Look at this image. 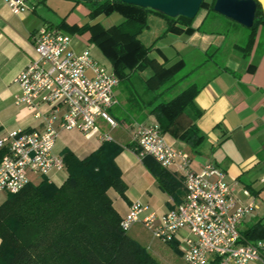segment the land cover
<instances>
[{
	"label": "crops",
	"instance_id": "obj_1",
	"mask_svg": "<svg viewBox=\"0 0 264 264\" xmlns=\"http://www.w3.org/2000/svg\"><path fill=\"white\" fill-rule=\"evenodd\" d=\"M50 1L29 0V10L14 13L6 0H0V133L17 128H43L35 113L15 104L14 95L19 92L20 87L14 79L35 54L34 35L37 30L43 25L59 28L58 25L63 21L54 23L49 19L53 18L52 11L58 2ZM72 8L66 15L68 24L81 26L93 20L90 16L89 4L78 3ZM150 15H153L154 21L166 30L168 21L165 17L157 13ZM99 19L101 18L98 17L94 21ZM203 19L194 21L193 26L198 28ZM216 19V23L219 24L221 20ZM121 21L122 18L118 17L116 24ZM232 21L234 22H231V28L228 27L227 30L232 33L230 37L226 32L218 30L200 29L189 34L182 25L180 31L173 30L166 33L176 36L172 39L180 45L179 56L182 52L188 55L197 49L202 52L201 54H208L214 47L216 56L221 54V59L212 60L209 63L212 65L210 70L205 72L199 70L197 80L192 82L200 87L196 95V105L201 110V114L196 116L195 113L194 119L205 134V141L199 152H194L186 142L170 133L164 134L168 141L191 154L192 167L195 170H201L207 163L224 170L240 202L246 203L250 199L245 194L244 188L251 191L257 207L241 225L242 240H245V233L253 226L258 223L264 226V24H259L252 35L251 27H246L233 19ZM162 44L167 45L161 42L151 52V56L166 66L181 62L180 71L186 65L185 58L181 55L172 62L173 58L167 55ZM73 46L77 51H82L91 44L76 39L73 41ZM92 53L100 63L108 68H114L102 52L92 49ZM121 85L122 81L116 89L120 103L116 110H113L114 106L112 110L110 109L112 115L120 121H139V118H143L139 122L156 123V117L150 113L151 107L146 105L153 95H148L141 82L136 83V89L141 95H145L143 103H139L134 90L132 88L127 91L120 90ZM172 91L165 93V99H168V94ZM98 121L102 127V134H110L112 140H103L100 134L88 137L79 129H62L54 151L63 155L68 149L78 157L84 158L97 150L105 141L115 140L121 144L123 148L117 155L116 161L122 171L126 191L122 195L114 188L109 190L113 205L121 218L129 212L135 201L147 204L152 211L161 214L172 207L174 201L177 202L176 198L180 201L183 199L186 191L182 176L166 169L173 178L171 185L174 186L172 188L174 195L161 188L155 173L130 146L133 143V130L112 128L103 118H99ZM44 177L60 186L67 179L68 173L66 170H54L50 176L32 174V179L37 180L35 183H39ZM2 202L0 200V203ZM127 232L147 247L162 264H187L181 251H176L171 243L155 237L142 221L135 222ZM260 233L264 234V231ZM259 239L264 238L250 241ZM248 264H264V262L251 260Z\"/></svg>",
	"mask_w": 264,
	"mask_h": 264
},
{
	"label": "built area",
	"instance_id": "obj_2",
	"mask_svg": "<svg viewBox=\"0 0 264 264\" xmlns=\"http://www.w3.org/2000/svg\"><path fill=\"white\" fill-rule=\"evenodd\" d=\"M6 1L14 13L30 9L29 0ZM73 41L72 35L51 25L41 26L34 35L35 54L14 79L20 87L14 102L35 113L43 128L0 133V193L22 191L34 182L33 173L50 176L54 170H66L63 155L54 151L62 129L112 140L102 134L98 120L103 118L112 128L133 130L139 157L152 156L163 168L180 174L185 185L183 199L161 214L133 202L121 219L124 230L142 221L163 242H176L187 264L264 262V239L242 242L241 225L257 207L251 191L244 188L250 199L242 203L224 170L211 163L195 170L191 154L168 141L158 122L117 120L110 109L120 103V77L90 48L77 51Z\"/></svg>",
	"mask_w": 264,
	"mask_h": 264
},
{
	"label": "trees",
	"instance_id": "obj_3",
	"mask_svg": "<svg viewBox=\"0 0 264 264\" xmlns=\"http://www.w3.org/2000/svg\"><path fill=\"white\" fill-rule=\"evenodd\" d=\"M72 1L89 4L93 19L115 13L122 16V21L109 29H97L99 25L102 27L101 22L70 25L66 17L58 26L71 33L94 30L92 39L106 53L120 77V83L132 80L137 68L145 70L152 67L154 73L147 81L149 88L156 87L158 92L148 102L145 100L151 107L150 113L156 117L164 133H170L186 142L194 152H199L205 141V134L194 119L195 115L201 114L196 105L200 87L191 83L165 99V93L174 90L181 79L176 78L181 62L168 66L160 64L151 56L154 45H146L140 34L149 26L151 13L167 19L166 33L180 31L182 25L189 34L202 30L209 14L195 28L193 23L197 16L170 17L152 8L121 0ZM215 1L203 0L200 11L204 7H208L209 12L215 11ZM262 23L264 12L259 4L254 25L250 28L252 35ZM130 146L135 148L134 143ZM122 148L115 140L105 141L84 158L67 149L63 158L68 177L62 185L58 186L44 177L18 193H9L0 205V264H162L147 247L122 228V218L109 195L111 188L122 195L126 191L122 171L116 161ZM143 161L155 173L161 188L174 195L173 178L169 172L152 156H146ZM176 200L180 202L178 198ZM263 229V224H256L245 233L242 242L264 238L260 233ZM171 244L180 252L176 242Z\"/></svg>",
	"mask_w": 264,
	"mask_h": 264
},
{
	"label": "rangeland",
	"instance_id": "obj_4",
	"mask_svg": "<svg viewBox=\"0 0 264 264\" xmlns=\"http://www.w3.org/2000/svg\"><path fill=\"white\" fill-rule=\"evenodd\" d=\"M53 1L55 0H51V3H54ZM58 2L55 4L56 6H54V10L53 12V18H49L51 19L54 23H57L61 20H63L67 13L71 10V8L74 6L75 2L72 0H57ZM211 1V0H209ZM73 9V8H72ZM207 14H209L208 18L205 21V24L202 27V30H206V31H224L226 32L229 37L232 35L231 32H228V27H230L231 22L232 21L231 18L226 17L220 13H218L217 11H213L211 10L209 12L208 7H204L199 14L197 15L195 22H198L199 20L203 19L204 16H206ZM98 17H100L101 19L96 20V22H101L100 24L102 25V27L100 28L99 26H97V29H109L110 27H112L113 25L116 24V20L118 17L122 18L120 16V14L115 13L113 15L110 16H106V15H99L96 18H94L90 23H95V19H97ZM216 18H219L221 21L219 24L216 23ZM149 26L146 27L142 33L140 34V39L146 44V45H154L155 47H158L160 45V43H166L167 45L164 46L163 44V48L164 51L167 53V55L170 58H173L172 62L177 60L178 58H180V56L182 55L183 58H185L186 60V65L178 72L176 78H181L178 82V85L175 87L174 91H172L170 94H168V98H171L172 96H174L176 93H178L180 90H182L183 88H185L187 85L191 84L192 82H194L197 77V74L199 73V70L202 71H208L212 68V65L209 64L210 62H212V60H220L221 57L219 55L216 56V52L214 47L210 49V51L208 52V54H201L202 52L200 50H195L193 52H191L190 54H186V53H181L180 56L178 54V50H181L180 45L176 44L174 42V36L173 34H167L165 30H163L164 28H161L160 24H158L157 22L154 21V16L150 15L149 16ZM119 23V22H118ZM96 31V30H95ZM88 33H90V35H88ZM70 35L73 36L74 40L79 39L80 41L83 40L85 43L91 44L90 48L91 51L92 49H95L97 51H99L100 53L102 52V54L106 57V53L104 52V50L102 49V47H100L97 42L93 41L92 37L95 35L94 30L92 29H88L87 31L83 32V33H71L69 32ZM107 58V57H106ZM176 58V59H174ZM108 59V58H107ZM109 60V59H108ZM171 62V63H172ZM203 63V64H200ZM170 64V63H169ZM209 64V65H208ZM201 65V66H200ZM207 65V67H206ZM203 68V69H202ZM154 73V69H152V67H148L145 70H141L139 68H137L134 73L132 74V80L127 79L125 81L122 82L121 87L119 88L124 89V90H129L130 88H132V90H134L135 92V97L137 99V101L139 103H143L145 95H141V93L136 89V83L141 82V84L143 85V88L146 90H148L149 88V83H148V79L151 75H153ZM183 77V78H182ZM135 83V85H133ZM157 88L153 87V88H149V94L148 95H155L154 93H157ZM162 99V98H161ZM160 99V100H161ZM118 107L117 105L114 106L113 110H116ZM112 110V109H111ZM143 118H139V121H142ZM37 180L34 179V182H36ZM8 197V193L3 192L0 194V200L1 201H5ZM2 202V203H3ZM0 203V205L2 204Z\"/></svg>",
	"mask_w": 264,
	"mask_h": 264
},
{
	"label": "water",
	"instance_id": "obj_5",
	"mask_svg": "<svg viewBox=\"0 0 264 264\" xmlns=\"http://www.w3.org/2000/svg\"><path fill=\"white\" fill-rule=\"evenodd\" d=\"M123 2L149 7L170 17L185 16L195 18L203 0H121ZM264 12V0H216L214 9L246 27L255 22L258 5Z\"/></svg>",
	"mask_w": 264,
	"mask_h": 264
}]
</instances>
